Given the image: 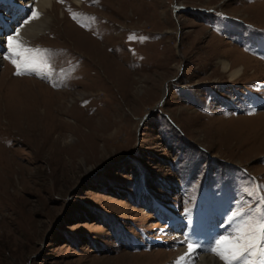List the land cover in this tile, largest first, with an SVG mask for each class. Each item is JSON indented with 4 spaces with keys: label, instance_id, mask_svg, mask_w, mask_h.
<instances>
[{
    "label": "rangeland",
    "instance_id": "374dc122",
    "mask_svg": "<svg viewBox=\"0 0 264 264\" xmlns=\"http://www.w3.org/2000/svg\"><path fill=\"white\" fill-rule=\"evenodd\" d=\"M27 1L0 0V264H174L192 233L225 264L264 219V0H55L16 75Z\"/></svg>",
    "mask_w": 264,
    "mask_h": 264
},
{
    "label": "snow or ice",
    "instance_id": "6c2138e0",
    "mask_svg": "<svg viewBox=\"0 0 264 264\" xmlns=\"http://www.w3.org/2000/svg\"><path fill=\"white\" fill-rule=\"evenodd\" d=\"M11 44V42H9ZM35 53L36 55H33ZM37 55H42L40 50H31L21 48L19 45L11 47L10 58L11 62L17 68L16 75L30 74L31 72H37L35 67ZM19 56L21 59L18 62L15 57ZM236 214H233L235 218ZM231 222V221H230ZM245 227L238 229L233 235L234 239L223 238L216 240L215 247L211 251L215 252L218 256L225 261V264H234L241 257L246 254L256 255V249H259V264H264V219L259 220L255 227H253L248 221L244 222ZM259 236V244H257V231ZM192 245H189L191 251ZM253 264H256L254 261Z\"/></svg>",
    "mask_w": 264,
    "mask_h": 264
},
{
    "label": "bare ground",
    "instance_id": "6f19581e",
    "mask_svg": "<svg viewBox=\"0 0 264 264\" xmlns=\"http://www.w3.org/2000/svg\"><path fill=\"white\" fill-rule=\"evenodd\" d=\"M54 1L55 0H28L25 4V7L22 6H16L17 7V14L16 19L22 17V20L20 21V26L16 25V28H13V38L11 41V44L9 43V48L15 47L16 44L21 42L23 38H30V36H34L35 34H38L41 32V28H43L44 24L48 22L50 19V16L48 13L50 10L53 11L54 7ZM9 4H12L8 2ZM41 18V20H40ZM43 19V20H42ZM1 57V53H0ZM220 65L222 68V71L228 74V77L231 80H234L238 78L243 73V68H236L232 69L231 65L227 61H220ZM37 84V83H36ZM197 234V233H196ZM193 241H194V247L191 249H187L186 247L181 251L179 258L176 263L174 264H183L189 262L194 263L193 258L190 257L191 253H196L197 248L203 251L208 252V246L204 242V236H196L194 233L191 234ZM197 244H200V247H196ZM210 249V248H209ZM202 254V253H201ZM202 263L200 264H221V262L217 259V257H213L212 255H205L202 258ZM198 260V258H197ZM240 258L238 261L240 263H243L244 261Z\"/></svg>",
    "mask_w": 264,
    "mask_h": 264
}]
</instances>
